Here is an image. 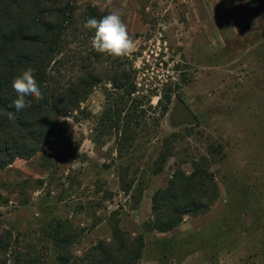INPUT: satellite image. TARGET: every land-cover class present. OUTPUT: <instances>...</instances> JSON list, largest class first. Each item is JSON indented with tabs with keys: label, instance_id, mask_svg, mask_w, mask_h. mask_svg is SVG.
<instances>
[{
	"label": "rangeland",
	"instance_id": "obj_1",
	"mask_svg": "<svg viewBox=\"0 0 264 264\" xmlns=\"http://www.w3.org/2000/svg\"><path fill=\"white\" fill-rule=\"evenodd\" d=\"M73 2L119 10L136 48L96 61L95 30L80 29L73 48L101 81L46 148L0 172V264H60L62 223L74 260L109 240L115 212L143 233L155 194L196 165L215 176L218 199L171 233L145 234L139 264H264V0ZM123 72L130 96L114 86ZM177 98L198 124L173 123Z\"/></svg>",
	"mask_w": 264,
	"mask_h": 264
},
{
	"label": "trees",
	"instance_id": "obj_2",
	"mask_svg": "<svg viewBox=\"0 0 264 264\" xmlns=\"http://www.w3.org/2000/svg\"><path fill=\"white\" fill-rule=\"evenodd\" d=\"M90 18L102 16L92 7L83 11L73 0H0V172L16 160H32L46 148L59 135L62 118L77 111L100 83L101 77L90 69L91 54L73 48L80 29L81 33L90 30L84 27ZM73 57L79 63L77 75L74 65L69 66ZM101 57L94 52L96 61ZM28 69L44 99L28 98L31 105L17 111L12 82ZM129 80L123 72L113 79L114 86L130 96L135 87ZM112 118L109 115L110 124ZM218 197L215 176L208 168L196 165L191 175L178 171L168 187L155 194L153 219L143 233L126 231L115 212L109 223V240L98 241L82 259L74 260L69 251L73 228L62 223L53 235L58 260L60 264H139L145 234H168L186 217L207 215Z\"/></svg>",
	"mask_w": 264,
	"mask_h": 264
},
{
	"label": "clouds",
	"instance_id": "obj_3",
	"mask_svg": "<svg viewBox=\"0 0 264 264\" xmlns=\"http://www.w3.org/2000/svg\"><path fill=\"white\" fill-rule=\"evenodd\" d=\"M84 27L95 29L91 46L97 53L121 58L131 56L135 51V42L130 38L127 25L123 22L119 10H113L99 20L90 18L85 22ZM12 89L16 95L13 104L17 111L31 105L32 100L28 98H34L36 101L44 99L31 69L14 78Z\"/></svg>",
	"mask_w": 264,
	"mask_h": 264
},
{
	"label": "water",
	"instance_id": "obj_4",
	"mask_svg": "<svg viewBox=\"0 0 264 264\" xmlns=\"http://www.w3.org/2000/svg\"><path fill=\"white\" fill-rule=\"evenodd\" d=\"M173 123L177 124H198L197 116L185 104L181 98L176 99V108L173 112Z\"/></svg>",
	"mask_w": 264,
	"mask_h": 264
},
{
	"label": "crops",
	"instance_id": "obj_5",
	"mask_svg": "<svg viewBox=\"0 0 264 264\" xmlns=\"http://www.w3.org/2000/svg\"><path fill=\"white\" fill-rule=\"evenodd\" d=\"M35 174H38V172H33L32 173V171H31V172H28L27 176H32V175H35ZM35 177H37V176H35ZM140 233H142V232L141 231L133 232L134 235H137V234H140Z\"/></svg>",
	"mask_w": 264,
	"mask_h": 264
}]
</instances>
